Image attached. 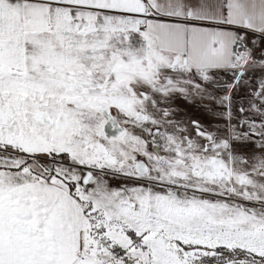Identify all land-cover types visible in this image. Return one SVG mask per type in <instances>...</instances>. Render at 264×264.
<instances>
[{"label": "snow or ice", "instance_id": "1", "mask_svg": "<svg viewBox=\"0 0 264 264\" xmlns=\"http://www.w3.org/2000/svg\"><path fill=\"white\" fill-rule=\"evenodd\" d=\"M0 264H264V0H0Z\"/></svg>", "mask_w": 264, "mask_h": 264}, {"label": "rangeland", "instance_id": "2", "mask_svg": "<svg viewBox=\"0 0 264 264\" xmlns=\"http://www.w3.org/2000/svg\"><path fill=\"white\" fill-rule=\"evenodd\" d=\"M186 108V118L188 119H203L202 113L197 109L182 105V109Z\"/></svg>", "mask_w": 264, "mask_h": 264}]
</instances>
